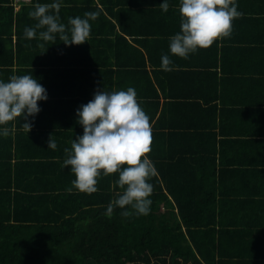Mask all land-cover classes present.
<instances>
[{
  "label": "trees",
  "instance_id": "obj_1",
  "mask_svg": "<svg viewBox=\"0 0 264 264\" xmlns=\"http://www.w3.org/2000/svg\"><path fill=\"white\" fill-rule=\"evenodd\" d=\"M98 1L110 11L115 6L128 5L118 0ZM146 1L142 0L139 11L148 21L159 25L161 20L166 21V17H169V24L180 26L179 0H171L166 13L159 7L163 0H148L147 4ZM32 2L36 5L51 3L52 0ZM4 3L7 6L5 9L2 6V9L11 13L10 0H0V6ZM109 3H113V6H106ZM62 4H66L65 8L70 9L74 16L98 11L102 19L111 24L108 34L115 35L116 43H128L125 36L116 31L119 20L117 13L112 14V19L117 21L115 24L104 16L94 0H62ZM34 5L29 8L34 10ZM120 7L117 8L118 13ZM29 8L23 7L24 10ZM171 32L168 34L162 30L160 34L157 33L162 52L169 50V38L179 29ZM216 42L208 47L209 53L214 56L213 48L218 49ZM148 56L150 65L161 67L160 61H153L149 50ZM218 67L215 58L202 70H196L198 73L192 69L163 72L168 80L176 77H172L173 74H178L177 82L190 84L192 92L204 85L205 96H191L200 106V112L204 111L207 123L213 125L205 132H200L202 129L196 127L195 132H181L174 137H166L156 128L151 129V151L148 156L157 175L150 181L153 184L150 197L153 202L148 215L124 217L119 207H114L111 216L105 214L108 204L123 192L116 183V173L99 177V190L91 194L81 192L72 185L64 187L66 191L54 197L46 191L56 190L54 181L36 175L33 178L18 176L12 182L11 161L14 150L19 158L18 143L15 144L10 135L0 137V170L2 174H8L0 176L4 180L8 177L5 183H0V264H264V232L257 224L236 216L256 213L261 202L250 200L256 195L254 193L243 192L242 197H251L241 200L240 194L234 195L223 189L220 180L228 176L225 175L224 157L217 149V142L224 143V138L219 141L217 138L224 131L221 129L216 133L219 102L223 109L233 107L242 112L244 107L260 106L263 101L261 96L255 95L256 101L252 102L241 95L249 84L242 79L238 87L241 99L238 97L237 102L228 104L225 94L219 97L217 93L222 86L218 82ZM139 69V74L153 86L145 61ZM11 73L6 65L0 67V79L7 81ZM154 76L157 77L155 73ZM253 81L250 86L261 88L262 80ZM199 99H203L200 104ZM193 112L197 113V109H193ZM33 135H37V132L18 133L19 138ZM165 143L175 149L177 147V152L167 153ZM19 161V166L26 163ZM255 164V168L247 172L263 178L264 161ZM237 172L235 179L245 175V170ZM67 177L65 170L62 179ZM236 217L239 221H234Z\"/></svg>",
  "mask_w": 264,
  "mask_h": 264
},
{
  "label": "crops",
  "instance_id": "obj_2",
  "mask_svg": "<svg viewBox=\"0 0 264 264\" xmlns=\"http://www.w3.org/2000/svg\"><path fill=\"white\" fill-rule=\"evenodd\" d=\"M94 1L104 16L115 24L117 21L112 19V14L117 13L119 25H116V31L123 34L128 43H116L115 35L108 34L111 24L102 19L101 15L91 22L89 40L81 45L65 46L59 38L53 44L39 38L29 40L24 36V29L34 26L37 22L28 15L32 10L29 7L34 3L30 1L15 4L10 0L9 6L13 8L11 13L3 10L6 3L0 6V67L6 65L13 73L11 76L32 73L48 93L47 101L38 102L41 111L34 121L29 117L32 122L31 131H36L37 135L19 138V132L28 133L27 129L19 126L23 125L21 118L17 117L9 122V135L15 144L18 143L19 155V158L16 157V151H13L12 182H15L18 176L33 178L36 175L40 178H51L56 190L46 191L54 197L63 194L66 191L63 190L64 187L72 186L74 174L70 173V166L63 168L62 163L65 159L64 149H70L72 139L83 134L82 126L76 120V109L79 105L88 103L94 92L103 88L111 92L133 87L140 106L150 118L151 129L156 128L158 133L166 137H174L181 132H195L196 127L202 129L200 132L211 129L213 124L207 123L204 111L200 112V106L191 96H205L204 85L193 89L195 92H192L190 84L177 82L178 74H173L172 77H176L168 80L163 72L171 71H163L161 67L150 65L148 50L155 63L161 62L162 54H169L173 61L172 71L175 72L191 69L193 72L200 71L216 58L219 63L218 82L222 85L217 92L219 97L225 94L228 104L237 102L241 95H245L246 100L252 102L256 101L255 95L262 97V105L244 107L242 112L233 107L223 109L219 102L216 133L221 129L224 131L217 138L218 141L224 138V143L217 142V149L223 153L225 175L228 176L227 179L222 178L220 183L225 191H231L234 195L240 194L241 200H249L251 197H242L243 192L256 194L250 199L261 202V206L255 210L256 213H242L236 216L257 224L264 232V177L249 173L253 170L251 168H255V163L264 161V0H238V10L242 15L233 21L231 36L216 42L217 51L213 48L215 56L206 48L190 54L187 59L173 55L169 50L162 52L157 33L160 34L162 30L168 34L177 29L180 31V26L169 24V17H166V21L161 20L159 25L148 21L139 11L142 9V0H118L128 5L115 6L113 11L107 10L98 0ZM168 2L171 3V0ZM112 4L106 6H113ZM24 6L29 9L24 10ZM66 6L61 5L60 21L70 27L69 17L76 16L70 9H66ZM118 7L121 8L119 13ZM144 61L152 77L153 86L138 72ZM9 77L7 76L6 80ZM203 77L206 79L205 75ZM242 79L247 80L249 84L247 90L242 91L240 95L238 87L242 84ZM253 80H262L261 88L250 86ZM202 100L199 99L198 104L203 102ZM193 109H197V113L193 112ZM50 136L57 144L56 150L48 149ZM165 146L169 151L167 153L178 150L167 143ZM19 160L26 163L19 166ZM65 170L68 177L62 179ZM243 170L245 175L235 179V173ZM1 175L8 174H2L1 169ZM7 179H0V183H5ZM219 179L218 176L217 185ZM238 217L234 221H239Z\"/></svg>",
  "mask_w": 264,
  "mask_h": 264
},
{
  "label": "clouds",
  "instance_id": "obj_3",
  "mask_svg": "<svg viewBox=\"0 0 264 264\" xmlns=\"http://www.w3.org/2000/svg\"><path fill=\"white\" fill-rule=\"evenodd\" d=\"M179 4L180 31L169 38V52L183 59L230 37L233 21L242 15L238 0H179ZM61 5L62 0L37 3L28 13L37 22L25 27V38H39L52 44L59 38L65 46L88 42L91 22L97 20L100 13L85 12L83 17H69L68 27L60 21ZM159 7L168 12V0H163ZM161 68L173 70L169 54L161 55ZM47 99V90L32 73L12 75L7 81L0 79V137L10 134L9 122L17 117L30 132L29 117L34 121L41 111L38 102ZM76 120L83 134L72 139L70 149H64L62 163L63 168L70 166V173L75 176L72 185L91 194L99 190V177L116 173V183L123 192L108 204L105 214L111 216L114 207H119L124 217L148 215L153 202L150 181L157 170L148 156L151 151L150 118L140 106L136 90L133 87L111 92L104 88L98 90L88 103L76 109ZM47 143L48 149H57L52 136Z\"/></svg>",
  "mask_w": 264,
  "mask_h": 264
},
{
  "label": "built area",
  "instance_id": "obj_4",
  "mask_svg": "<svg viewBox=\"0 0 264 264\" xmlns=\"http://www.w3.org/2000/svg\"><path fill=\"white\" fill-rule=\"evenodd\" d=\"M31 0H11L12 3L30 2Z\"/></svg>",
  "mask_w": 264,
  "mask_h": 264
}]
</instances>
